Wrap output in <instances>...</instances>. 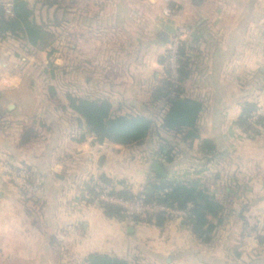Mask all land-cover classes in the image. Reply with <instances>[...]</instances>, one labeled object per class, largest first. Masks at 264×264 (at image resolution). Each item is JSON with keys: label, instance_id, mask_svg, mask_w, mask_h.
I'll return each instance as SVG.
<instances>
[{"label": "crops", "instance_id": "1", "mask_svg": "<svg viewBox=\"0 0 264 264\" xmlns=\"http://www.w3.org/2000/svg\"><path fill=\"white\" fill-rule=\"evenodd\" d=\"M3 3L10 17L12 0ZM27 3L54 43L41 50L0 35V264H86L91 254L129 264H264V124L254 118L264 111V0ZM167 7L176 18L164 16ZM179 24L188 29L182 96L202 106L195 140L164 130L153 102ZM27 77L66 84L72 98L106 100L114 114L148 117L152 135L139 146L98 143L68 96H5L20 93ZM247 105L256 109L241 124ZM204 141L214 150L205 152ZM164 144L173 147L171 162L159 154ZM5 164L26 170L37 191L21 193ZM96 177L132 195L199 179L223 212L209 218L216 228L207 243L176 218L129 225L96 202Z\"/></svg>", "mask_w": 264, "mask_h": 264}, {"label": "trees", "instance_id": "2", "mask_svg": "<svg viewBox=\"0 0 264 264\" xmlns=\"http://www.w3.org/2000/svg\"><path fill=\"white\" fill-rule=\"evenodd\" d=\"M27 1L12 0V15L10 17L6 16L4 6L0 5V35L21 36L33 47L41 50L47 49L53 45L54 35L47 30L45 24H37L34 20L32 21L33 11L29 8ZM47 6L52 7L51 4ZM179 55V85L172 88L165 68L163 85L153 96V102L160 104L162 112L161 126L164 130L174 134H180L183 130H187L185 137L195 140L198 139L196 126L202 106L199 102L182 96V83L187 77L184 72L185 60L182 47ZM164 63V66H166V56ZM67 99L69 108L82 117L87 129L95 136L98 143L107 141L121 146H139L152 135L155 124L148 117L114 114L111 104L106 100L72 98L71 94ZM255 109L254 106L247 105L240 123H246ZM258 120L259 124H264V118L260 117ZM202 148L207 153L214 150L208 141L203 142ZM158 151L166 158L167 162L172 161L173 147L164 144ZM163 152L165 153L163 154ZM100 179L114 184L103 178ZM154 189L155 193L152 196H147V202H156L180 210H185L188 205H191L188 216L183 222L191 228L198 239L206 243L211 240V235L216 226L210 222L209 218H219L223 212V206L209 193L201 180L195 179L179 183L161 182L155 185ZM163 190H167V192L159 195L158 192ZM116 194L127 199L134 196L125 189L118 190ZM100 207L107 217L124 220L120 209L108 205H100ZM171 219V216L159 213L147 218L134 217L133 222L134 224L146 223L163 227ZM85 263L129 264L124 260L98 254L89 255Z\"/></svg>", "mask_w": 264, "mask_h": 264}, {"label": "built area", "instance_id": "3", "mask_svg": "<svg viewBox=\"0 0 264 264\" xmlns=\"http://www.w3.org/2000/svg\"><path fill=\"white\" fill-rule=\"evenodd\" d=\"M0 5H4L3 0H0ZM163 14L168 19H174L177 17L178 11L175 8L167 7L164 9ZM187 32V27L183 24H179L167 43L165 68L167 69L168 79L172 88H176L179 85V54ZM259 117H264L263 110H259L255 113L254 118L257 119ZM1 169L4 176L15 185L21 193L32 195L37 191L38 183H30V176L23 168L15 169L5 164ZM89 188L98 204L120 209L124 216L123 221L129 225H134V217L147 218L153 217L159 213L169 215L172 218L186 219L191 209V205H188L185 210H180L177 208H169L156 202H147V195L144 192L128 199L118 196L116 194L118 188L115 184H110L97 177L90 182ZM166 192L167 190H163L158 193L159 195H163Z\"/></svg>", "mask_w": 264, "mask_h": 264}, {"label": "rangeland", "instance_id": "4", "mask_svg": "<svg viewBox=\"0 0 264 264\" xmlns=\"http://www.w3.org/2000/svg\"><path fill=\"white\" fill-rule=\"evenodd\" d=\"M54 43V42H53ZM25 80V83L23 84V89L20 91V93L17 92H11L5 96H69L70 93V87L66 84L63 86H57L54 84H38L32 81L29 77ZM31 82H34L31 84ZM53 90V91H52ZM54 92V93H52ZM178 219V218H176ZM180 219V220H184Z\"/></svg>", "mask_w": 264, "mask_h": 264}, {"label": "water", "instance_id": "5", "mask_svg": "<svg viewBox=\"0 0 264 264\" xmlns=\"http://www.w3.org/2000/svg\"><path fill=\"white\" fill-rule=\"evenodd\" d=\"M152 171L157 174L159 177L161 178H167V174L166 172L163 170L162 166L160 165V163L158 162H153L152 163ZM148 196H151L153 193V189L152 188H148L146 191Z\"/></svg>", "mask_w": 264, "mask_h": 264}]
</instances>
